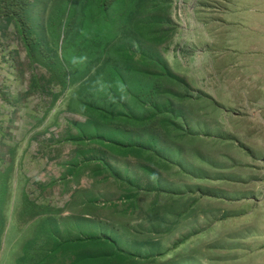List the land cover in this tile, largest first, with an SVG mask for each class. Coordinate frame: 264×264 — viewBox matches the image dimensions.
I'll use <instances>...</instances> for the list:
<instances>
[{
    "label": "rangeland",
    "instance_id": "1",
    "mask_svg": "<svg viewBox=\"0 0 264 264\" xmlns=\"http://www.w3.org/2000/svg\"><path fill=\"white\" fill-rule=\"evenodd\" d=\"M151 1L181 83L129 113L77 96L60 0L0 16V125L15 94L38 107L0 132V264H264V0Z\"/></svg>",
    "mask_w": 264,
    "mask_h": 264
},
{
    "label": "trees",
    "instance_id": "2",
    "mask_svg": "<svg viewBox=\"0 0 264 264\" xmlns=\"http://www.w3.org/2000/svg\"><path fill=\"white\" fill-rule=\"evenodd\" d=\"M30 1L0 0V16H15L13 18L17 25L24 30L25 27H30L29 18H26L27 22L24 18ZM70 1L73 7V21L64 23L60 17L65 15L68 8L66 6H69ZM60 2L56 22L59 26L70 25L69 38L67 35L68 42L65 45L68 56L63 58L67 66V76L72 81H82L77 96L81 97L87 107L100 103L104 107L103 112L108 113L112 103H118L124 113H129L138 105L146 104L148 100L158 95L159 88L169 98V95H173L174 90H177L173 85L180 86L179 78H175L174 84L170 85L171 78L175 76L170 73L161 57V48L154 46L163 41L165 32L159 26L155 15V10L159 6L155 1L60 0ZM133 3L137 7L136 10ZM144 11L154 13L144 16ZM167 22L169 23L168 20ZM36 24L34 22L35 27ZM91 56L97 58L96 62L99 63L95 71L78 70L81 58ZM94 58H91V61ZM78 73L84 76L81 78L75 76ZM87 76L88 79L83 81L82 79ZM160 76H164L165 79L161 80ZM147 131L150 133L149 136L155 137L156 140L161 136L156 134V130ZM162 143L164 146L167 145L166 142ZM134 210H140V207L131 208L129 212Z\"/></svg>",
    "mask_w": 264,
    "mask_h": 264
},
{
    "label": "crops",
    "instance_id": "3",
    "mask_svg": "<svg viewBox=\"0 0 264 264\" xmlns=\"http://www.w3.org/2000/svg\"><path fill=\"white\" fill-rule=\"evenodd\" d=\"M24 91H26V89ZM20 93H22V91ZM17 96L18 95L16 94L14 96V101H13L14 105L12 107V111L9 110V112L5 115V117H3V124L0 125V132L1 131L4 132L6 130L5 125H7V122L11 121L12 123L11 128L8 129L6 134H9V137L11 138L13 143L19 142L24 136L28 135L38 118V109H37L38 107L37 106L35 107V104L32 102V100L31 102L30 101L23 102L22 100H19ZM29 98L31 97L30 96L25 97L26 100H29ZM3 136L4 134L0 133V144L2 145L5 144L4 142H7L6 140H4V142L1 141L3 139ZM35 146H36V142H34L31 145L30 150L35 151L36 148ZM0 149H1V145H0ZM2 158L5 160V155ZM30 160H31V156L29 158L27 157V160L24 163V170L27 172V175L31 178V175L36 176L37 171L32 172L30 166H28L30 165Z\"/></svg>",
    "mask_w": 264,
    "mask_h": 264
}]
</instances>
